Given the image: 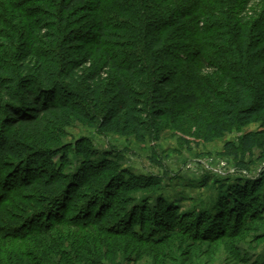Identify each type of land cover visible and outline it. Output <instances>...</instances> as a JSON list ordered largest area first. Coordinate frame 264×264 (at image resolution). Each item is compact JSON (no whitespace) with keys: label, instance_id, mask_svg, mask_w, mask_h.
Segmentation results:
<instances>
[{"label":"trees","instance_id":"obj_1","mask_svg":"<svg viewBox=\"0 0 264 264\" xmlns=\"http://www.w3.org/2000/svg\"><path fill=\"white\" fill-rule=\"evenodd\" d=\"M254 1L0 0V214L7 211L0 215L1 239L43 237L72 222L87 229L107 222L115 228L117 222L136 241L159 242L180 222L164 199L148 217L149 203L138 206L133 194L156 190L157 183L122 174L109 159L97 158L90 144L64 147L56 139L46 146L44 137L30 136H45L69 115L109 132H132L143 142L151 115L158 123L170 114L178 121L209 103L227 124L262 123L260 133L244 136L240 149L227 146L238 168L247 170L245 157L264 151V7L253 23L241 17ZM186 28L192 34L182 45L188 57L169 53V32ZM169 64L171 71L163 73ZM212 78L222 81L214 86ZM226 87L232 99L224 103ZM103 88L110 98L96 114ZM222 127L212 123L206 131L222 134ZM73 153L81 157L74 170ZM32 171L35 176L20 177ZM23 190L39 195L18 205ZM229 190L239 200L221 194L229 204L223 209L241 211L262 198L264 179ZM46 216L52 223H37ZM151 223L159 237L147 229Z\"/></svg>","mask_w":264,"mask_h":264},{"label":"rangeland","instance_id":"obj_2","mask_svg":"<svg viewBox=\"0 0 264 264\" xmlns=\"http://www.w3.org/2000/svg\"><path fill=\"white\" fill-rule=\"evenodd\" d=\"M260 1L255 0L250 14L241 16L242 19L248 23L256 21L255 17L264 7ZM260 27V38L264 40V16ZM176 31L168 34V52L186 57L188 53L182 50V45H189L190 42H184V39L191 37V31L189 28L185 32ZM178 37H183V41L180 42ZM170 71L171 64L166 65L163 73ZM211 75L214 77L215 72ZM210 81L215 86L222 80L212 78ZM164 93L160 90V94ZM221 93L225 94L221 96L224 103L232 99L229 88L221 89ZM77 94L80 98L86 96L82 86ZM62 97L72 99L67 95ZM109 98L104 93L100 96V108L96 114H101ZM144 100L150 115V97ZM205 107L208 110L201 106L192 116L186 115L178 121H175L174 114H170L158 123L151 115L143 142L132 132H109L72 115L52 125L45 136L27 134L37 139L44 137L46 146L56 145V139L64 147H74L77 142L85 146L90 144L98 153L97 158L109 159L122 174L136 176L139 182L157 183L156 190L133 194L138 206L149 203L148 217L153 215L157 202L164 199L181 220L175 224V230L164 231L167 236L161 237L159 242L136 241L124 233L117 222L115 228L107 222L93 229L80 228L72 222L68 227L56 228L43 237H0V264H264V194L262 198L257 195L246 203L243 210L234 213L223 209L229 204L222 197H230L232 203H238V196L229 190L231 186L258 184L264 179L263 149H255L254 156L245 157L247 170L238 168L234 151L227 149L228 144L240 149L244 136L260 133L262 123L256 121L244 127L227 124L217 108H212L209 103ZM212 123L223 124L222 134L217 129L213 134L206 131ZM77 158L81 157L73 153V170L78 167ZM25 176L35 174L33 171L21 172L20 177ZM23 191L24 199L17 201L18 205L39 195L36 191ZM232 203L230 206L234 207ZM9 207V210L16 211V208ZM34 208L32 211H37ZM4 214L7 211H1V217ZM49 222L47 216L37 220V223ZM154 226L151 223L147 229L152 232V237H159Z\"/></svg>","mask_w":264,"mask_h":264}]
</instances>
